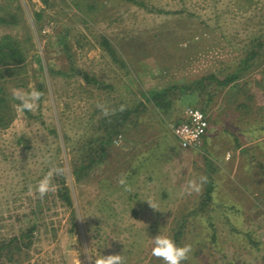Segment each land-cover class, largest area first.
Instances as JSON below:
<instances>
[{
    "label": "rangeland",
    "instance_id": "1",
    "mask_svg": "<svg viewBox=\"0 0 264 264\" xmlns=\"http://www.w3.org/2000/svg\"><path fill=\"white\" fill-rule=\"evenodd\" d=\"M140 1L0 0V41L12 35L27 54L13 75L0 64L15 112L0 126V237L38 223L33 245L15 255L18 264H93L89 251L122 254L125 264H164L152 255V236L173 237L189 214L180 238L191 245L188 264H264L263 86L249 107L232 100L231 84L212 79L200 95L179 90L167 112L144 95L231 73L264 34V0ZM256 73L243 86L256 91ZM32 90L39 100L21 108L13 93ZM197 98H209L210 125L206 145L194 151L181 147L173 126ZM140 100L147 104L140 121L77 179L90 138L104 132L103 117ZM58 169L72 206L56 194ZM45 176L53 187L41 197Z\"/></svg>",
    "mask_w": 264,
    "mask_h": 264
},
{
    "label": "trees",
    "instance_id": "2",
    "mask_svg": "<svg viewBox=\"0 0 264 264\" xmlns=\"http://www.w3.org/2000/svg\"><path fill=\"white\" fill-rule=\"evenodd\" d=\"M139 4H145L140 0H129ZM38 17L40 18L41 12H37ZM4 22H7L8 19L5 17L2 19ZM264 34L259 36L257 40H253L251 43V49L247 50V53L243 59H241L238 66L231 72L228 73L224 78L220 79L214 73L209 74L205 77H194L190 82H171L170 85L166 87L159 88H149L147 93H144L145 97L148 101L152 102L157 108L162 111L167 112L170 109L174 98L179 94V90L182 91L184 88L189 90V93L198 95L202 94L209 85L205 83L207 79L210 81L216 80L218 84L226 87L231 84V88H235V92L232 96L233 101H241L238 106L244 105L245 107L250 106V102L256 98L258 95V91H254L252 88H248V86H243L242 80L245 76H252L253 73H261L264 76ZM22 41L20 39L14 38L12 35H4L2 40L0 41V64L3 66H7V72L9 75H13L14 66L21 64L26 60L27 54L23 49ZM101 45L117 60L116 50L107 36H101ZM16 64V65H13ZM13 65V66H10ZM12 71V72H11ZM1 76H5L2 72L3 69H0ZM7 73V74H8ZM245 82V81H244ZM246 83V82H245ZM244 83V84H245ZM247 84V83H246ZM263 89H264V78H263ZM182 89V90H181ZM209 98L211 99V91L208 92ZM241 95L244 99H241ZM10 94L6 90L4 85H0V126H5L11 124L15 117V112L13 110V106L10 102ZM209 98L198 99L196 106L200 107L209 119V114L207 108L209 107ZM146 103L143 100H140L137 105L134 107L123 106L122 108H118L117 112L113 115L103 117L102 124L100 127L104 130V132L98 137H91L90 142L95 143L91 146V150L83 155V160L77 162V167L75 168V172L77 175V179L83 177L84 172H88L94 165L102 162L105 158L106 152L113 144L114 136L122 133L126 126L131 125V123L140 121V117L137 113L144 112L146 110ZM85 172V173H86ZM208 178V184L204 190V204L211 199L212 197V182ZM56 180L59 182V185L56 188V194L60 198V200L68 205H73V200L71 196L70 187L66 182L65 173H61L56 176ZM55 182V181H54ZM203 207V206H202ZM42 209L41 204L37 205V210L33 209L32 212L40 211ZM195 211H191L194 213ZM188 215L185 218L180 220V223L177 227V230L173 233V238L180 245V238L183 235L185 224L188 220ZM38 223H34L29 225L26 230L21 231L20 234L9 237L8 239H4L0 237V264H18L19 261L16 258V253L21 252L23 247L30 248L34 243V238L36 237L35 231L38 230ZM183 264H188L187 260L183 262Z\"/></svg>",
    "mask_w": 264,
    "mask_h": 264
},
{
    "label": "clouds",
    "instance_id": "3",
    "mask_svg": "<svg viewBox=\"0 0 264 264\" xmlns=\"http://www.w3.org/2000/svg\"><path fill=\"white\" fill-rule=\"evenodd\" d=\"M13 95L20 101L21 108L32 110L42 93L39 90H32L29 93L14 92ZM58 172L63 173L64 169H58ZM201 179H204V177H201ZM52 187L49 177L45 176L38 182L37 191L43 197ZM152 240V255L162 258L164 264H183L188 259L191 251L190 244L180 245L171 235L162 231L152 236ZM89 252L91 253L89 259L93 261V264H125V257L122 254L98 255Z\"/></svg>",
    "mask_w": 264,
    "mask_h": 264
},
{
    "label": "built area",
    "instance_id": "4",
    "mask_svg": "<svg viewBox=\"0 0 264 264\" xmlns=\"http://www.w3.org/2000/svg\"><path fill=\"white\" fill-rule=\"evenodd\" d=\"M209 125L210 122L205 112L196 105H189L185 109L184 119L173 126V132L181 147L197 148L202 145Z\"/></svg>",
    "mask_w": 264,
    "mask_h": 264
},
{
    "label": "crops",
    "instance_id": "5",
    "mask_svg": "<svg viewBox=\"0 0 264 264\" xmlns=\"http://www.w3.org/2000/svg\"><path fill=\"white\" fill-rule=\"evenodd\" d=\"M263 78H264V76L261 74V73H256V75H255V79H254V82H253V84H254V89L256 90V91H258L261 87H262V85H263ZM186 109V108H185ZM184 114H185V112L182 114V116H180V118L179 119H177V122L176 123H179V122H181L183 119H184ZM210 121H212V120H210ZM205 138V135H204V137H203V142H202V145L200 146V147H197V148H193L194 149V151H197V150H201L200 148L202 147V146H205L206 145V139H204ZM206 138H207V136H206ZM192 149V148H191Z\"/></svg>",
    "mask_w": 264,
    "mask_h": 264
}]
</instances>
